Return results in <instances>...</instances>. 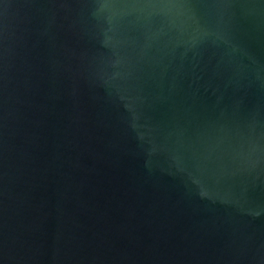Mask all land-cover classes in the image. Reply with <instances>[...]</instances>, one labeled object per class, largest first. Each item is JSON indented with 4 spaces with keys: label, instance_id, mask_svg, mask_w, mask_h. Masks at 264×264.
<instances>
[{
    "label": "water",
    "instance_id": "obj_1",
    "mask_svg": "<svg viewBox=\"0 0 264 264\" xmlns=\"http://www.w3.org/2000/svg\"><path fill=\"white\" fill-rule=\"evenodd\" d=\"M0 264H264V0H0Z\"/></svg>",
    "mask_w": 264,
    "mask_h": 264
}]
</instances>
